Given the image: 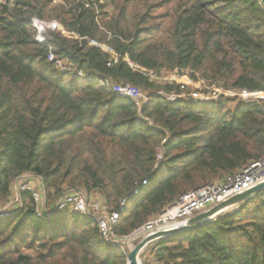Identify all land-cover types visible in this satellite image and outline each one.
<instances>
[{
  "label": "trees",
  "instance_id": "obj_1",
  "mask_svg": "<svg viewBox=\"0 0 264 264\" xmlns=\"http://www.w3.org/2000/svg\"><path fill=\"white\" fill-rule=\"evenodd\" d=\"M34 19L46 43L36 42ZM50 51L84 76L67 81ZM175 70L264 93L261 1L0 3V203L26 174L42 178L49 204L81 188L101 194L111 211L139 185L115 227L127 236L186 191L264 158V98L170 102L156 94H181L180 84L146 73ZM98 79L138 87L149 101L139 110ZM21 195L25 206L0 217V264H127L129 248L107 243L96 220L71 209L41 217L31 193ZM148 250L158 264H264V190Z\"/></svg>",
  "mask_w": 264,
  "mask_h": 264
},
{
  "label": "built area",
  "instance_id": "obj_2",
  "mask_svg": "<svg viewBox=\"0 0 264 264\" xmlns=\"http://www.w3.org/2000/svg\"><path fill=\"white\" fill-rule=\"evenodd\" d=\"M6 1L7 0H0V3H6ZM32 27L36 32V42L46 43V27L44 23L39 19H34L32 21ZM101 47L112 54V60L117 61V56L110 47L107 45H101ZM47 57L48 60L53 61L56 67L60 70H65V68L68 67L63 61L56 59L55 54L52 51H50ZM72 73L74 75L84 76L83 72L80 70L73 71ZM146 74H149L152 79L158 80L161 79L160 76L162 75V73L156 71L148 72ZM190 80L197 85V89L190 91V88L185 83H180L176 79H173L168 81L180 84L181 89L183 90L181 94L164 95L162 93H157L156 95H162L170 102L179 99H186L188 101L204 103L216 101L221 97L238 96L245 102H252L259 98H264V93L262 92H238L221 86L211 85L208 82ZM96 81L101 85L110 88L116 95L130 98L139 110H142L149 101L150 94L133 85L117 84L110 79H98ZM147 120L149 123H152L151 120ZM165 142H167V137L162 139V145ZM162 160L163 148L160 147L156 167L159 166ZM263 181L264 158H261L251 162L243 169L228 174L221 179L207 183L202 187L186 191L172 203L167 205L163 211L151 217L139 229L135 230L130 235L119 236L115 231V227L122 212L125 210L128 199L139 193V185L121 201L118 209L111 211L108 209L107 203L101 194L95 191L88 192L81 188H68L57 201L53 204H47V197L45 195V187L42 178L37 175L26 174L15 181L11 197L4 201L2 207H0V217L6 218L20 211L25 206L21 194L23 192H30L36 203V212L39 216L45 217L55 211L71 209L84 217H90L96 220L100 233L107 243L117 244L123 248H129L130 250L145 237L159 231L184 225L195 215L207 211L208 209ZM144 182H146V180ZM148 246L142 250L141 257ZM146 256L149 258L148 254ZM153 261L158 263L155 256L153 257ZM127 264H130L128 258Z\"/></svg>",
  "mask_w": 264,
  "mask_h": 264
},
{
  "label": "water",
  "instance_id": "obj_3",
  "mask_svg": "<svg viewBox=\"0 0 264 264\" xmlns=\"http://www.w3.org/2000/svg\"><path fill=\"white\" fill-rule=\"evenodd\" d=\"M260 1L262 5L264 6V0H260ZM263 190H264V181L208 209L207 211H204L198 215H195L194 217L189 219L187 223H185L184 225H181V226H178L172 229L164 230V231H159L150 236L145 237L143 240H141L139 243H137L130 249L128 253V259L130 261V264H141L142 250L146 246H148L150 243H152L153 241L207 224L213 221L217 215L228 210L229 208L238 206L240 204L248 203L250 200H252L256 195L261 193Z\"/></svg>",
  "mask_w": 264,
  "mask_h": 264
},
{
  "label": "rangeland",
  "instance_id": "obj_4",
  "mask_svg": "<svg viewBox=\"0 0 264 264\" xmlns=\"http://www.w3.org/2000/svg\"><path fill=\"white\" fill-rule=\"evenodd\" d=\"M64 64H65V62H64ZM61 71L65 72V73H67L69 75L67 77V81H69V78L72 76V74H73L72 72L74 70H71L70 67H66L65 70H61ZM188 72H190V71H187L186 74H181V73H179L176 70L175 71H170V72L165 71L160 76L161 79L159 81L163 82V81H168V80L176 79L180 83H185L190 88V91L191 90H195V89H197V85L190 80L189 76L187 75ZM45 195L47 197L46 189H45ZM60 197L61 196L57 197L56 199L58 200ZM57 200H55V201H57ZM47 204H49L48 203V199H47ZM146 255H147V253L146 254L144 253L142 255V257H141V264H151L152 263L151 260H149Z\"/></svg>",
  "mask_w": 264,
  "mask_h": 264
},
{
  "label": "crops",
  "instance_id": "obj_5",
  "mask_svg": "<svg viewBox=\"0 0 264 264\" xmlns=\"http://www.w3.org/2000/svg\"><path fill=\"white\" fill-rule=\"evenodd\" d=\"M0 207H2V203H0ZM148 247H149V246H148ZM146 253L149 255V258H148V259L151 260V262H152L151 264H158L157 262H154V261H153V257H154V256H153V254H151V251H149V250L147 251V249H146L145 254H146Z\"/></svg>",
  "mask_w": 264,
  "mask_h": 264
}]
</instances>
